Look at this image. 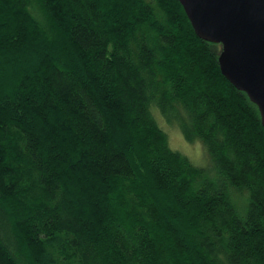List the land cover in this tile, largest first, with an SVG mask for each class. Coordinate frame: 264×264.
<instances>
[{
    "label": "trees",
    "instance_id": "obj_1",
    "mask_svg": "<svg viewBox=\"0 0 264 264\" xmlns=\"http://www.w3.org/2000/svg\"><path fill=\"white\" fill-rule=\"evenodd\" d=\"M221 50L178 0H0V264H264V127Z\"/></svg>",
    "mask_w": 264,
    "mask_h": 264
},
{
    "label": "water",
    "instance_id": "obj_2",
    "mask_svg": "<svg viewBox=\"0 0 264 264\" xmlns=\"http://www.w3.org/2000/svg\"><path fill=\"white\" fill-rule=\"evenodd\" d=\"M196 35L222 47L224 77L259 110L264 127V0H178Z\"/></svg>",
    "mask_w": 264,
    "mask_h": 264
},
{
    "label": "rangeland",
    "instance_id": "obj_3",
    "mask_svg": "<svg viewBox=\"0 0 264 264\" xmlns=\"http://www.w3.org/2000/svg\"><path fill=\"white\" fill-rule=\"evenodd\" d=\"M152 113L158 121L161 128L167 133L169 136V143L173 150L178 151L185 156H187L196 166L199 168L205 169L208 171L209 176H214L213 174V166L210 161V157L207 154V151L203 144L199 141L189 143L187 142L178 127L175 125L168 124L165 119L162 117L160 112L156 107H152ZM241 198H236V203L239 206V215L244 217L246 208L244 196H240Z\"/></svg>",
    "mask_w": 264,
    "mask_h": 264
}]
</instances>
